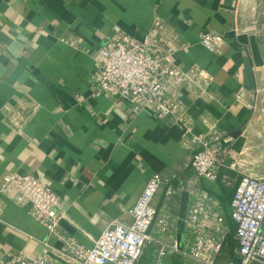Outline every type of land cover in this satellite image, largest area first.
I'll use <instances>...</instances> for the list:
<instances>
[{
  "label": "crops",
  "instance_id": "0c3cea01",
  "mask_svg": "<svg viewBox=\"0 0 264 264\" xmlns=\"http://www.w3.org/2000/svg\"><path fill=\"white\" fill-rule=\"evenodd\" d=\"M248 2L0 0V264L18 252L67 264L51 253L62 241L34 218L31 205L1 191L11 172L51 185L65 212L60 231L87 246L114 221L133 222L130 210L147 182L163 180L154 205L169 227L154 225L139 264H195L182 253L192 240L184 222L189 189L210 192L234 229V187L197 174L189 163L198 146L182 124L93 89L110 39H160L164 50L174 47V65H198L212 78L203 93L183 84L181 97L194 134L215 128L226 135L230 155L218 171L264 176V18L259 12L253 20ZM208 31L224 36L221 52L201 43ZM233 161L237 170L229 168ZM231 241L225 258L235 257ZM174 242L180 251L161 256Z\"/></svg>",
  "mask_w": 264,
  "mask_h": 264
},
{
  "label": "built area",
  "instance_id": "2783aa9c",
  "mask_svg": "<svg viewBox=\"0 0 264 264\" xmlns=\"http://www.w3.org/2000/svg\"><path fill=\"white\" fill-rule=\"evenodd\" d=\"M200 40L213 52H221L225 42L224 36L214 31L203 33ZM160 41L150 34L139 39L126 33L110 39L97 60L93 91L116 94L130 100L139 111L151 107L160 118L182 124L184 136L192 135L198 146L189 163L197 174L234 187L229 217L234 229L210 192L189 189L184 222L192 240L190 248L182 251L183 255L195 264H264V176L244 173L236 178L218 171L230 155L226 135L215 128L194 134V122L181 97L183 84H188L195 93H203L212 78L198 65L188 70L174 65L171 59L174 47L164 50ZM229 168L237 170L236 162L233 161ZM162 185L160 178H151L130 210L133 222L114 221L92 246L60 231V222L65 217L60 197L40 178L11 172L4 176L1 191L19 204L31 205L34 218L62 241V246L52 249L51 253L64 263L139 264L147 244L153 240L154 225L157 224L162 232L169 227L168 219L160 217L154 205ZM168 193L176 191L170 188ZM230 238L235 240V257L225 258ZM179 251L178 243L174 242L172 248L160 249V255ZM9 264L58 263L48 255L32 257L18 252L13 254Z\"/></svg>",
  "mask_w": 264,
  "mask_h": 264
},
{
  "label": "rangeland",
  "instance_id": "374dc122",
  "mask_svg": "<svg viewBox=\"0 0 264 264\" xmlns=\"http://www.w3.org/2000/svg\"><path fill=\"white\" fill-rule=\"evenodd\" d=\"M251 8H252V19L257 20V16L259 12H261V16L264 18V0H250ZM247 3V2H246ZM257 25V23H255ZM260 25V24H258ZM257 264V263H256Z\"/></svg>",
  "mask_w": 264,
  "mask_h": 264
},
{
  "label": "trees",
  "instance_id": "16d2710c",
  "mask_svg": "<svg viewBox=\"0 0 264 264\" xmlns=\"http://www.w3.org/2000/svg\"><path fill=\"white\" fill-rule=\"evenodd\" d=\"M235 241H233V239H232V241H231V244H232V247L235 245V243H234Z\"/></svg>",
  "mask_w": 264,
  "mask_h": 264
},
{
  "label": "water",
  "instance_id": "95a60500",
  "mask_svg": "<svg viewBox=\"0 0 264 264\" xmlns=\"http://www.w3.org/2000/svg\"><path fill=\"white\" fill-rule=\"evenodd\" d=\"M238 133H240V131H239ZM237 135H238V134H237Z\"/></svg>",
  "mask_w": 264,
  "mask_h": 264
}]
</instances>
